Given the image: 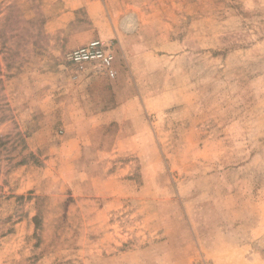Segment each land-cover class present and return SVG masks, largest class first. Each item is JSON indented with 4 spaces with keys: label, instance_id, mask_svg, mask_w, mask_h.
Segmentation results:
<instances>
[{
    "label": "rangeland",
    "instance_id": "obj_1",
    "mask_svg": "<svg viewBox=\"0 0 264 264\" xmlns=\"http://www.w3.org/2000/svg\"><path fill=\"white\" fill-rule=\"evenodd\" d=\"M0 264H264V0H0Z\"/></svg>",
    "mask_w": 264,
    "mask_h": 264
},
{
    "label": "built area",
    "instance_id": "obj_2",
    "mask_svg": "<svg viewBox=\"0 0 264 264\" xmlns=\"http://www.w3.org/2000/svg\"><path fill=\"white\" fill-rule=\"evenodd\" d=\"M68 61L82 74L89 75L92 70H97L111 79L118 75L111 44L102 40H93L73 50L68 55Z\"/></svg>",
    "mask_w": 264,
    "mask_h": 264
}]
</instances>
